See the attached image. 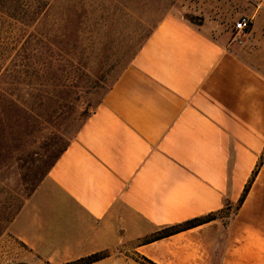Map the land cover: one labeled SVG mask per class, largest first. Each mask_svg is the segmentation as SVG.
Segmentation results:
<instances>
[{
  "label": "crops",
  "instance_id": "1",
  "mask_svg": "<svg viewBox=\"0 0 264 264\" xmlns=\"http://www.w3.org/2000/svg\"><path fill=\"white\" fill-rule=\"evenodd\" d=\"M259 6L242 43L197 9L155 24L10 221L14 264H264Z\"/></svg>",
  "mask_w": 264,
  "mask_h": 264
},
{
  "label": "rangeland",
  "instance_id": "2",
  "mask_svg": "<svg viewBox=\"0 0 264 264\" xmlns=\"http://www.w3.org/2000/svg\"><path fill=\"white\" fill-rule=\"evenodd\" d=\"M261 1L0 0V264H14L22 248L4 218L21 207L155 24L197 9L214 34L232 38L235 20L255 16ZM56 93L62 107L54 111Z\"/></svg>",
  "mask_w": 264,
  "mask_h": 264
},
{
  "label": "trees",
  "instance_id": "3",
  "mask_svg": "<svg viewBox=\"0 0 264 264\" xmlns=\"http://www.w3.org/2000/svg\"><path fill=\"white\" fill-rule=\"evenodd\" d=\"M190 22H192V23H195V24H199L200 23V21H201V19L199 18V17H197V16H193V15H190V16H187L186 17ZM150 33V32H149ZM148 36V35H147ZM146 36V37H147ZM146 39V38H145ZM144 39V40H145ZM144 40L141 42V44H140V46L142 45V43L144 42ZM140 46L137 48V50H136V52L138 51V49L140 48ZM135 52V53H136ZM134 53V54H135ZM133 54V55H134ZM132 58V57H131ZM131 58H130V60H131ZM66 86L65 85H63V90H64V88H65ZM62 90V91H63ZM59 94V95H58ZM59 97V99H61V97H60V93H56V94H54L53 95V101H52V104H53V108H54V111H56V110H60L61 109V107H62V104H60L59 102H58V100H57V98ZM101 101V100H100ZM96 107V106H95ZM94 110V109H93ZM92 110V111H93ZM91 111V112H92ZM90 112V113H91ZM90 113H88V114H85V117H84V119L82 120V122H81V124L78 126V128H77V130L75 131V133H74V135L76 134V132L79 130V128L81 127V125L83 124V122H84V120L87 118V116L90 114ZM74 135L71 137V138H69V140H68V142L60 149V151L54 156V158H53V160H52V162L50 163V165H49V167H48V169L50 168V166L55 162V160L58 158V156L60 155V153L64 150V148L66 147V145L69 143V141L74 137ZM48 169H47V171H48ZM256 170H257V167H256V169L252 172V175H251V177H250V179L248 180V182L246 183V185L244 186V189H243V191H242V194H241V196H240V199H239V201H238V203H241L242 202V200H243V197H244V195L246 194V192H247V190H248V188H249V186H250V183H251V181H252V179H253V176H254V173L256 172ZM47 171H46V173H47ZM45 173V174H46ZM45 174H44V176H45ZM43 176V177H44ZM42 177V178H43ZM41 178V179H42ZM40 179V180H41ZM40 182V181H39ZM38 182V183H39ZM37 186V185H36ZM35 189V188H34ZM18 211V210H17ZM16 211V212H17ZM15 212V213H16ZM15 213H14V215H15ZM14 215L10 218H8V217H5L4 218V220H5V222L7 223H10V221L12 220V218L14 217ZM215 216H216V214L215 213H210V214H207V215H204V216H200V217H194V218H191V219H188V220H186V221H184V222H181V223H178V224H174V225H169V226H164V227H162V228H160V230L158 231V232H156L155 234H153L149 239H155V238H159V237H162V236H165V235H168V234H171V233H174V232H177V231H179V230H183V229H186V228H190V227H193V226H196V225H198V224H201V223H203V222H207V221H209V220H211V219H213V218H215ZM104 256V253H95V254H91V255H89V256H86V257H84V258H81V259H78V260H75V261H73L71 264H84V263H87V262H90V261H94V260H97V259H99V258H101V257H103ZM144 263H146V264H154V263H152V262H150V261H147V260H145V259H143L142 260Z\"/></svg>",
  "mask_w": 264,
  "mask_h": 264
},
{
  "label": "built area",
  "instance_id": "4",
  "mask_svg": "<svg viewBox=\"0 0 264 264\" xmlns=\"http://www.w3.org/2000/svg\"><path fill=\"white\" fill-rule=\"evenodd\" d=\"M251 18L246 15H240L233 23L232 40L237 43H242L241 34L244 33L250 26Z\"/></svg>",
  "mask_w": 264,
  "mask_h": 264
}]
</instances>
